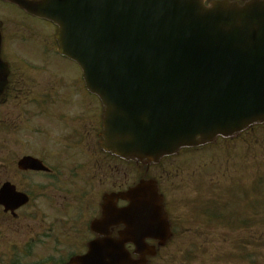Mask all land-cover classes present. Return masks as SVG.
Here are the masks:
<instances>
[{
  "label": "water",
  "instance_id": "95a60500",
  "mask_svg": "<svg viewBox=\"0 0 264 264\" xmlns=\"http://www.w3.org/2000/svg\"><path fill=\"white\" fill-rule=\"evenodd\" d=\"M13 1L58 26L59 51L80 65L101 99L109 152L148 164L264 121V2ZM2 69L7 74L0 61ZM127 194L129 208L104 218L124 224L121 238L98 244L84 264H143L124 244L139 252L148 247L144 239L167 238L154 182Z\"/></svg>",
  "mask_w": 264,
  "mask_h": 264
},
{
  "label": "flooded vegetation",
  "instance_id": "af4514ba",
  "mask_svg": "<svg viewBox=\"0 0 264 264\" xmlns=\"http://www.w3.org/2000/svg\"><path fill=\"white\" fill-rule=\"evenodd\" d=\"M202 1L207 5L251 2ZM0 7L24 16L7 22L1 16L3 10H0L1 57L9 64L8 82L0 94V264H74L86 252L88 243L98 238L90 225L99 216L102 199L111 192L132 186V164L100 149V105L98 102V107L95 105L94 96L82 89L97 109L92 107L90 100H86L90 102L89 106H85L84 101L69 104L68 98L64 103L56 102L63 91L76 93L82 87L78 86V73L65 75L50 65V60L59 64L66 61L78 69L57 52L55 27L28 14L13 2L0 0ZM20 59H24L22 63L26 67L13 65L21 64ZM26 100L29 104L23 109L25 118L19 107L21 101ZM42 105L55 109L62 106L66 113L28 114V109H39ZM68 108L72 110L68 112ZM30 121L34 124L27 126ZM61 121L63 126H59ZM75 125L79 129H74ZM9 145L14 154L12 158L11 153H6ZM243 145L250 155L254 149L252 144L245 142ZM22 146L26 152L21 151ZM259 153V148L252 152L255 158L249 170H261ZM26 156L37 159L47 168L31 169L27 162L21 161ZM182 161L172 163L166 159L162 184L158 182L170 224L173 226L174 219V229H210L213 224L212 197L217 191L213 187V177L209 178L208 168L206 171L204 165L188 177L183 169L186 162ZM118 164L130 168L124 179H117L121 174ZM238 170H247V166L235 164L225 168L223 181L226 188L237 191L235 188L242 187V182H249L250 178L238 176ZM230 172L236 174L229 178ZM5 183L12 184L18 192H25L29 200L23 205H6ZM249 192L258 195L259 191ZM171 196L175 197L172 204L169 201ZM125 203L116 201L117 206ZM252 226L258 229L260 223L254 222ZM237 228H244L243 224H237ZM197 240L208 243L207 238ZM239 240L243 241V238Z\"/></svg>",
  "mask_w": 264,
  "mask_h": 264
},
{
  "label": "rangeland",
  "instance_id": "374dc122",
  "mask_svg": "<svg viewBox=\"0 0 264 264\" xmlns=\"http://www.w3.org/2000/svg\"><path fill=\"white\" fill-rule=\"evenodd\" d=\"M0 10H3L1 12V16L6 19L7 22L13 21V20H18L20 17H22L23 15H21L20 13L15 12L12 9H8V8H4V7H0ZM24 17V16H23ZM29 19V18H28ZM33 23V22H32ZM30 47L33 46V44L29 45ZM22 60L24 59H20L21 64H15L13 63V65L18 66V67H26L23 63ZM26 61V60H25ZM30 62V61H29ZM50 65L53 69L60 71L62 73H64L65 75H77L78 71L71 65V63H68L66 61L62 62V63H55L53 61L50 60ZM30 66V65H29ZM33 66H37V65H33ZM22 70H20L21 72ZM23 73V72H22ZM72 84L69 82V86H71ZM78 86H80V88L82 87L80 81L78 82ZM78 87L75 88V90H77ZM81 88L80 90H77L76 93H73L70 90H66L63 91V95H60V98H58L56 100V102L58 101V103H64L66 102L64 99L68 98V102L69 104H79V101H84V105L85 106H89L90 102L86 101V100H90L92 103V99L91 97H89L88 95H86L85 93L82 92ZM73 90V89H72ZM74 91V90H73ZM78 94V95H77ZM23 99V97H21V100ZM20 102V101H19ZM48 102V101H46ZM28 101H21L20 110H23L24 107L26 105H28ZM95 105L98 107V103L97 101H95ZM94 105V103L92 104V107H94L95 109L96 106ZM72 109L68 108V112H70ZM18 111V110H17ZM19 112V111H18ZM28 114H35V113H41L42 115H48L49 112H53V113H59L61 115H64L66 113L65 109L60 106L59 108L55 109L53 106L52 107H48L47 105H42L39 107V109H28L27 110ZM23 113V114H22ZM21 116L26 118V114H25V110H23L21 112ZM76 117V116H75ZM33 122H29V124L27 126H31L33 125ZM43 127H45V125H41ZM59 126H63L62 121L60 122ZM74 129H79L78 125H75V127H73ZM41 130V128H39ZM48 129V128H46ZM253 138L254 144L253 147L254 149L251 151L250 155H246L244 156V154L242 153V146L240 145V143H236V144H228L225 146H216V147H211V148H204L203 150L200 151H190L189 153L187 152L186 154H184L183 156H181V158L179 160H171L172 163H179L181 160V163H185V165L183 166V169L185 170L186 174L188 177L193 176L196 171L199 169L200 166L204 165V168H208L209 169L214 165L215 170L218 172L219 168L222 167L226 161L224 160V158L228 157L229 155H235L234 157H232L231 160L227 161V163H232V165L235 164H239L240 165H246L247 166V170H238V176L243 175L245 178H252L254 175H259L260 171L261 173L264 172V128H258L255 130L254 133H252V135H249ZM250 138V137H249ZM7 139H9L7 137ZM260 149V153H259V162L261 165V170L259 172L257 171H251L249 170V168L252 166V164H254L253 162V158H255L252 154L253 151H256L257 149ZM12 146L9 145L8 148L6 149V153L9 152L11 153V158L14 156V154L11 151ZM32 150V148H31ZM21 151L26 152V149L22 146L21 147ZM7 157V155H6ZM105 165V163H104ZM119 167V171L121 172L120 177H118L117 179H124V174L125 172L130 171V168L126 167L123 164H118ZM165 168V164L162 166L160 165L159 167H153L150 169L149 175L152 176H157L160 173H163V169ZM140 169L138 167H135L134 165H132V172H131V179L134 181L136 180L139 175H140ZM222 174V170L220 171V173L218 174V176H221ZM236 174V172H233V175ZM212 177V173L209 171V178ZM157 179L160 180L159 176L156 177ZM22 180H25V177H22ZM170 181L172 182V179H170ZM169 185H172L170 182H168ZM170 190V188H169ZM171 192V190H170ZM45 193V192H44ZM174 195L177 194V192H173ZM175 200V197L171 196L169 197V201L172 204ZM170 208L172 209V206H170ZM187 230H180L177 229V234L179 237H186V235L189 233ZM225 230L223 229H216V230H212L208 233V235H206V238H216V243L214 244H210L209 246H207L204 251L201 254H198L197 257H203L209 261H212L214 259H224L225 257V253L227 252V247L225 246L226 244L223 241V236L225 234ZM259 233L261 234V245H260V252H259V256L258 258H256V261L254 264H264V229H261L259 231ZM231 239V238H229ZM191 240H182L181 244H177V243H173L171 244L169 247H167V249L165 250V252L163 253L164 256L166 257H171L173 258V256H177V257H181L182 252L185 250H190L191 249ZM208 261V262H209ZM210 263V262H209ZM245 264H247V262H244ZM218 264H222V262L219 261Z\"/></svg>",
  "mask_w": 264,
  "mask_h": 264
}]
</instances>
